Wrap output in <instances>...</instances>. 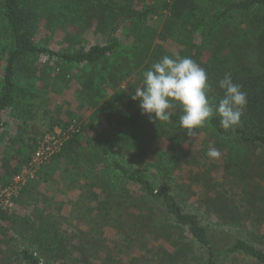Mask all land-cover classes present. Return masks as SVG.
<instances>
[{
	"label": "trees",
	"instance_id": "16d2710c",
	"mask_svg": "<svg viewBox=\"0 0 264 264\" xmlns=\"http://www.w3.org/2000/svg\"><path fill=\"white\" fill-rule=\"evenodd\" d=\"M73 1L79 7L90 3L89 0ZM96 2H99L96 3L98 17L89 11L82 15V18L88 16L95 27V43L87 49L79 46L55 52L35 41L40 18L35 7L22 0H0V47L5 60L0 76V141L4 138L7 111L21 106L17 100V81L36 76L34 61L41 56L78 67L110 66L113 72L108 73L106 81L114 80L116 85L138 67L143 72L148 70L164 55L190 57L208 73L214 89L211 98L216 103L223 96L217 85L225 73H230L233 82L241 85L247 94L241 124L234 130H223L218 118L207 125L219 140L218 150L223 148V143L229 146L225 149L223 176L226 181L234 178L239 184L245 206L236 205L227 197V191H220L219 184L211 180L205 184L204 194L191 189L198 199V208L194 211L187 210L167 190L165 182H174V171L181 164L170 160L171 165L164 168L165 164L159 160L158 168L153 167L146 160V154L154 152V141L166 137L170 142L177 140L173 145L181 148L179 143L188 136L176 123L179 108L166 123L143 119L139 102L131 99L143 80L137 74L136 83L124 88L113 104L114 111L112 102L108 103L111 112H106L103 118L95 114L91 122L81 125L76 121L59 122L61 126L64 124V131L73 124L80 131L42 165L47 166L42 172L45 175L58 170L72 176L82 170H86V175L95 172L93 179L87 177L93 181H88L81 192V197L89 203L87 216L96 217L92 226L68 232L58 226L52 215L33 211L26 216L25 228L21 230L16 226L15 214L2 211L0 237L6 251L0 255V264H152L148 257L152 254L157 257L154 264H264V233L257 226H248L252 220L250 225L255 221L261 230L264 221V0ZM102 6H110V10L119 8V16L117 13L102 15ZM159 14H167L166 30L178 49L164 52L163 46L157 45L155 53L149 56V45L143 49L141 44L150 42L144 32L150 19ZM82 18L74 19V25L81 27ZM122 22L126 23L127 32L116 34V27ZM67 36L70 44L84 43L79 33ZM124 46H131L124 49L126 52L137 48V52L133 51L134 65L128 57L121 56ZM95 76L90 70L79 77L91 107L97 97ZM17 141L10 156L21 158L26 167L32 162L40 140L30 139V146L24 144V138ZM27 151L29 156L25 157ZM160 155L164 156L162 152ZM108 157H111L110 163H107ZM182 159L188 166H202L198 157L193 158L190 153L186 152ZM2 162V167L7 168L9 160L4 158ZM151 167L157 168V173L150 171ZM24 168L16 167L11 177L20 176ZM163 170L168 176L158 177ZM200 170L201 167L189 174L191 180L193 176L200 177ZM254 171L262 173L260 181ZM193 181V184L201 182L200 178ZM14 184L13 179H4L0 193ZM22 194L24 191L14 199V206L23 204ZM231 229L244 231L246 236L233 237ZM109 232H114L116 237H110Z\"/></svg>",
	"mask_w": 264,
	"mask_h": 264
},
{
	"label": "rangeland",
	"instance_id": "374dc122",
	"mask_svg": "<svg viewBox=\"0 0 264 264\" xmlns=\"http://www.w3.org/2000/svg\"><path fill=\"white\" fill-rule=\"evenodd\" d=\"M22 1L29 6L35 7L40 14L35 36V41L38 45L55 52H60L73 50L79 46H83L87 49L95 43V27L88 16L82 18V15L85 11H89L90 14L98 17L96 3L99 2H96L97 0H89L90 3L86 2V7H79L73 0ZM108 1L109 0H102L101 3L105 4ZM116 1L118 3H123V1L124 4L126 3V0ZM109 8L110 6H102L100 9L101 14L110 16L113 15V13H117L119 16L120 11L117 10L119 8L116 10H110ZM118 16H115V18H119ZM80 17L82 19L79 21L82 23V26H75V21L73 20ZM166 24L167 14L160 15L159 17H152L150 19V25L147 31L144 32L146 40L150 42H148V44L145 42L141 44L143 49H146L149 45L148 47L151 49L149 56L155 53L157 45H162L164 52L166 50L176 52L178 49V46L173 44L171 34L166 30ZM116 31V34H126V23H120L119 26L116 27ZM71 33H79L84 39V43L78 46L70 44V39L67 35ZM127 47L131 46H124V48H121L122 52L120 54L123 57H128L132 61V65H134L136 55L133 51L135 50V52H137V48H130L126 52L124 49H127ZM229 53H231V50H229ZM3 56L4 53L2 52V47H0V76L3 73V67L5 65ZM34 62V67L37 71L36 76L30 80L22 78L17 81V100L19 103L21 102V106L16 108V110L10 109L7 111L5 118L6 127L3 132L4 138L0 141V183L4 179H11V181L13 179L15 185L19 184L18 187H20V189L18 195L14 197L13 200L15 198L18 199L20 193L24 191V194H22L23 204H15V206L8 211L10 214H15L16 226L21 230L25 228L26 216L36 211L52 215L57 221L58 226L68 232L85 226L91 227V222H94L96 217L90 214L87 216L86 206L89 203L81 197V192L88 181H93L88 180L87 177L93 179L95 172H89L86 175V170H82L77 176H72L63 174L61 170H58L54 174L45 175L42 172L43 170L45 171V167L47 166H42L37 170L32 169L30 164L25 167L21 158L17 157L12 159L9 152L14 151L13 148L19 143L17 141L18 139L20 141L24 138V144L30 146V139L34 137H36L38 141L40 140V142L44 141L47 137H56L64 125L61 126L59 122L66 124L70 121H76L78 125H81L91 122L95 114L103 118L106 112H111V110L108 109L109 106L107 107L108 103L112 102V110L114 111L113 104L116 103L117 98L121 96L124 88L129 87V84L134 85L136 83L137 74L140 79H143L142 68L138 67V69L132 72L133 74L130 77L120 80L122 83L116 85L113 83L114 80L109 83L106 81L108 73H112L113 70L110 66L104 67L103 64L97 65L96 67H78L76 65H66L46 55L41 56L40 59ZM146 62L147 61L144 62L143 66ZM90 70L94 71L96 74L95 84L98 88L93 107L87 104L85 90L82 88V84L79 81V77H82L86 71L89 72ZM119 75L120 74H118V76ZM140 81L139 85L142 87L143 80ZM143 119L147 121L149 118L143 115ZM100 120L103 121L101 118ZM214 136L215 135H212L206 125L204 128L199 129L194 136L183 138L179 143L181 148L174 147L173 144L177 140L170 142L165 137L159 141H154V152L146 154V160H148L153 167H157V162L159 160L162 164H165L164 168H166L167 165H171L168 163L170 160L177 161V163L181 164L174 171V182L167 181L165 183L167 188L169 187L167 190L178 197V201L187 210L194 211L198 208V199L194 196L191 189L198 194L201 192L204 194L205 184H207L209 180L213 181L215 184H219L218 189L220 191H227V197L229 196L233 199L236 205L245 206V203L242 202L239 184L235 183L234 178H232V181H226L223 176L224 161L227 151L225 149L229 146L223 143V148L219 150L220 157L218 159H210L206 154L209 144H214L216 148L219 144L218 138ZM182 146L184 150H182ZM236 150H238L237 147H235V151ZM161 152L164 156L160 155ZM186 152L192 154L193 158L198 157L202 166H188L186 161L182 159ZM257 155L260 156V151L257 152ZM28 156L29 152L27 151L25 157ZM4 158L9 160V163L7 162V168L2 167V159ZM108 159L107 163H110L112 161L111 157H108ZM112 159L114 160V158ZM115 159H117V157H115ZM65 165H67V163H65ZM16 167L25 168L20 176L11 177L14 175L13 171H15ZM200 167V177L193 176L191 180L189 174H191V172L192 174L195 173ZM157 168L152 169L151 167L150 171L157 173L155 170ZM160 173L158 177H162V175H164L163 177L166 175L168 176L165 170L160 171ZM261 174L262 173L256 174L254 171L257 181L261 180L259 178ZM197 178H200L201 182L193 184V180ZM191 185L193 188H191ZM182 188L184 189L182 190ZM201 198H203V196ZM246 209L247 207L242 209V212ZM84 217L87 219L86 221L83 219ZM251 222L252 220L248 222L250 228L257 226V229L264 233V221L262 222L263 225L261 226V230L255 221H253V226L250 225ZM7 225L11 227V223L6 222V226ZM231 231L233 237L239 236L244 238L246 236L244 231L238 232L236 229H231ZM109 236L115 238L116 234L114 232H109ZM162 245L170 251L172 250L168 245ZM5 251L6 246L3 244V239L0 237V255ZM148 257L152 264L156 262L157 257L155 254H152V256L148 255Z\"/></svg>",
	"mask_w": 264,
	"mask_h": 264
},
{
	"label": "clouds",
	"instance_id": "9594fccd",
	"mask_svg": "<svg viewBox=\"0 0 264 264\" xmlns=\"http://www.w3.org/2000/svg\"><path fill=\"white\" fill-rule=\"evenodd\" d=\"M217 86L223 92L218 103L211 98L214 89L204 68L190 57L164 55L143 72V86L131 99L139 102L141 114L152 123L171 121L179 108L176 123L188 137L217 118L223 130H234L241 124L247 94L230 73ZM206 154L213 160L220 157L214 144H209Z\"/></svg>",
	"mask_w": 264,
	"mask_h": 264
},
{
	"label": "built area",
	"instance_id": "2783aa9c",
	"mask_svg": "<svg viewBox=\"0 0 264 264\" xmlns=\"http://www.w3.org/2000/svg\"><path fill=\"white\" fill-rule=\"evenodd\" d=\"M80 131L76 124L71 125L67 130H60L56 137H47L44 141L40 142L30 166L32 169L37 170L46 162H48L54 155H56L73 134ZM13 185L10 188L0 193V212L11 210L14 206L13 198L18 195L20 187ZM1 223V218H0Z\"/></svg>",
	"mask_w": 264,
	"mask_h": 264
}]
</instances>
